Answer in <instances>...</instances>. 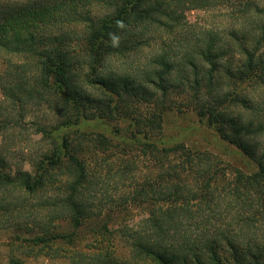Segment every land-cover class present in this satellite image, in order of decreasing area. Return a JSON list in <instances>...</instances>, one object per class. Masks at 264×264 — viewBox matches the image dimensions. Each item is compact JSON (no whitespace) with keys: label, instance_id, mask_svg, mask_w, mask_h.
<instances>
[{"label":"trees","instance_id":"trees-1","mask_svg":"<svg viewBox=\"0 0 264 264\" xmlns=\"http://www.w3.org/2000/svg\"><path fill=\"white\" fill-rule=\"evenodd\" d=\"M218 4L242 20L240 28L230 30L227 39L213 29L190 37L187 12ZM263 46L264 0H0V90L5 99L0 127L21 120L30 108L66 114L56 126L37 125L49 147L30 162L32 169L12 164L8 149L0 146V214L29 205L31 195L43 190L49 169L67 163L73 178L63 189L54 188L58 192L53 195L42 192L33 212L50 206L46 222L65 215L74 229H81L96 212L89 197L83 199L92 167L76 155L72 137L59 133L118 114L130 119L133 141L159 171L131 193L129 208L137 205L144 213L122 228L130 258H118L117 246L109 245L74 253V264H264V148L258 156L259 141L251 133L263 124L239 127V117L225 108L230 103H239L237 110L252 106L241 89L245 81L254 87L264 84ZM150 47L155 52L134 74L113 71L101 77L114 56ZM174 87L189 90L198 115L257 163V170H237L224 182L226 175L208 153L167 145L157 137ZM121 91L135 102L156 106L141 112L133 105L140 112L135 115ZM96 92L107 100L95 97ZM138 166L132 160L123 169L131 174ZM111 219L108 213L100 227L104 233L113 232ZM66 236L44 233L30 241L48 246ZM4 264L34 263L10 254Z\"/></svg>","mask_w":264,"mask_h":264},{"label":"rangeland","instance_id":"rangeland-1","mask_svg":"<svg viewBox=\"0 0 264 264\" xmlns=\"http://www.w3.org/2000/svg\"><path fill=\"white\" fill-rule=\"evenodd\" d=\"M98 8L93 12L98 13ZM185 21L186 28L191 30L190 37L198 35L201 31L204 33L203 30L213 29L218 36L220 34L227 39L230 30H238L242 25V20L232 17L224 4L188 11ZM255 25L256 23H254ZM255 34H250L249 39H252ZM156 40L158 39L154 38V41ZM153 48L130 53L126 55L128 57H111L109 66L100 72L101 77L112 76L113 71L114 74H134L137 65L146 62L148 57L155 52L156 49ZM259 53L264 56V46ZM235 59H240L237 54ZM3 70L4 64L0 60V72ZM181 89L174 87L169 93L166 100L168 107L164 110L162 120L161 135L158 134L157 137H160L167 145L180 143L192 151L208 153L213 162L217 164V168L226 175L224 182L231 180L237 170L245 172L257 170V163L250 160L236 145L222 139L215 127L198 115L191 105L190 91ZM241 90L242 96L247 99V104L250 103L252 106L250 108L242 106L237 110L239 103H230L225 108L227 113L239 117L236 121L239 127L249 124L253 129L255 126L263 124L262 129L254 128V132H251L258 138L257 155L260 156L264 148V84L254 87L245 81ZM94 94L103 102L107 100V95L102 92ZM120 94H122V98L130 100L131 109L134 110L133 114L135 115L140 112L134 106H137L141 112L156 106L153 102L144 101L141 104L135 102L134 96L122 93V91ZM4 100L0 90V107H5ZM14 114L16 113L14 112L12 115ZM65 117L66 114L57 113L51 108L37 111L30 108L21 120L11 123L8 127H0V146L3 149H8L6 152L12 164L16 163L24 168L32 169L30 162L49 147L47 139L38 132L37 125L53 127ZM130 129V119L122 120L118 114H114V117L101 116L96 121L91 119L80 127L73 126L62 129L63 131L59 133L60 136L70 135L74 152L77 151L76 155L84 160L88 167H92L91 177L84 183L86 189L83 191V199L85 200V197L88 196L89 205L96 212L87 219L81 229H74L65 215L59 216L55 221L52 219L50 224L46 222L50 218V206L41 205L36 212H33L36 203H39L37 197L42 192H45V195H53L58 192L54 191V188L61 186L63 189L64 182L73 178L67 169V163L55 169L50 168L43 190L34 196L31 195V204L24 206L20 211L14 210L0 214V264L6 263L10 254L20 256L34 264L42 262L74 264L76 263L74 262L76 258L73 260L74 253L78 251L93 253L99 249L98 247H103L101 249L105 250L109 245L117 246L118 258H130L132 255L130 249L123 242L127 241V235L122 231V228L126 224L131 226L137 223L144 213L140 212L141 209L137 205L129 208V205L134 202L130 196L136 190L137 183H146L147 179L156 178L155 175L159 171L153 164V158L149 154H145L142 147L133 141L134 137ZM80 130H83L84 133L81 134ZM102 137H106L105 140H100ZM147 141L148 139L145 138L144 142ZM132 160H137L139 166L130 174L123 167ZM125 208L127 210L124 211ZM32 213H36L34 215L37 218H34ZM108 213L113 216L109 222L113 232L104 233L100 227L107 221ZM43 216L47 218L42 219ZM44 233L47 236L59 233L67 236L65 239H55L54 242H49L48 246H45L46 244L35 246L31 243L30 240L35 236H43Z\"/></svg>","mask_w":264,"mask_h":264}]
</instances>
